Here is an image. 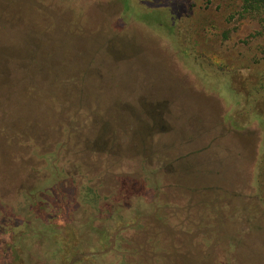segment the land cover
Returning a JSON list of instances; mask_svg holds the SVG:
<instances>
[{
	"label": "rangeland",
	"instance_id": "1",
	"mask_svg": "<svg viewBox=\"0 0 264 264\" xmlns=\"http://www.w3.org/2000/svg\"><path fill=\"white\" fill-rule=\"evenodd\" d=\"M245 1L0 0L61 41L35 64L0 46V264H174L163 222L192 264H264V6Z\"/></svg>",
	"mask_w": 264,
	"mask_h": 264
},
{
	"label": "trees",
	"instance_id": "2",
	"mask_svg": "<svg viewBox=\"0 0 264 264\" xmlns=\"http://www.w3.org/2000/svg\"><path fill=\"white\" fill-rule=\"evenodd\" d=\"M254 6H257L258 8H259V6H264V0H246L245 1V7H246L247 10H248L249 7L251 8V7H254ZM6 13L10 14V16L8 15L6 17V16H4L3 12L0 13V46L1 47H4L6 49V51H9L10 50V46L13 45V44H7L8 42L13 41V43L15 44V47L18 48V47L22 46L21 44H19L18 38L19 39L22 38L23 39L22 42L27 40V41L30 42V44L28 45L26 43L27 50H26V48H25V50H26V52L29 50V54H28L29 56L28 55H24V58H27L29 60H33L32 64H35L37 62V60L34 57L38 56L40 51H44L45 49L48 50V48H50L52 45L56 44V45H58V47H57V49L55 51V54L57 55L56 58H59V51H60V47H61V41L59 40L60 37H58L57 33H55L56 30H51L52 33L50 34V36H51V38H53L55 40L54 41H49L51 43H48L49 46L46 48L45 46L47 44L46 43L47 41L44 39V33L41 32V30L34 28V25H32L34 23H32L29 18H27L26 21H25L24 18L21 17V15H22V13H21L20 14V19L15 21L14 16L11 14V12L8 11ZM26 22H27V24H26ZM62 43H64V42L62 41ZM68 45H70V44H68ZM12 56H13V54L10 55V54H6L5 53V57L0 60V75H1V70H5V72H9L8 70L10 69V67L11 66L14 67L13 64L15 63L16 58H13ZM56 58H54V59H56ZM36 66H37V64H36ZM44 70H46V69H44ZM44 70H42V71H44ZM197 75L199 76L200 84H201L202 81L203 82L206 81L207 83H211V82H208L207 79L204 80V76L201 73H199V74L197 73ZM216 83H218V82L216 81ZM207 91L211 92L210 90L206 89V92ZM211 94H213V93L211 92ZM215 95H216L217 98L219 97L220 101H223L224 107H226L228 109L230 107L231 108L234 107V104H235L234 100L231 101V99L229 97H227L226 95H224L222 93H220V94H216L215 93ZM161 99H163V98H161ZM5 101H7V98H0V108L3 107L1 105H3L5 103ZM169 104L170 103L168 102V105ZM230 131L233 132L234 130L230 129ZM253 183H256V181L254 180ZM162 224L164 226L163 228H164V232L165 233L163 235L159 231V236H161L162 238H165V241H168V242L166 243V245L163 244V246H162L161 243H155L154 246L151 247L153 252H154V254H155V256H159L160 259L162 257L164 259H166V258H168V256H171V257L174 258L173 259L174 261H172V263H174V264H192V263H196V261H198V260L204 259V258H201V257H194L191 254V250H190L191 242L188 241L187 239H186V241L182 242L183 243V247H186V251L187 252L181 253L179 251L178 244H176V241H175L176 238H178V237L174 236L175 233H173L174 231H172V228L174 226H171V228H169L166 223L163 222ZM176 224L178 225L179 223H176ZM179 226H181V225H179ZM141 228L146 231L144 226L139 227V230ZM145 235H146V237L144 239V243L143 244H138L137 246H135V248H134L135 251H138L137 248H140V249H141V247L146 248V247H149L147 244H151L150 239L147 237V231L145 232ZM260 236L261 235L257 236L256 238H259ZM152 241L154 243L155 240H152ZM207 243L208 242L205 241V242H202L201 245H203V246L208 248L207 251H209V252H206L205 255L209 256V255H211L210 251L212 250L213 246L209 245ZM184 244H187V245H184ZM230 246H235V247H233L235 253H238V251H236L237 248L243 247V245H237V244H233V243L230 244ZM230 246H229V249H230ZM149 249H150V247H149ZM176 250H178V252H175ZM231 252H233V250H231ZM163 258H162V261L164 263V262H166V260H164ZM143 264H145V263H143Z\"/></svg>",
	"mask_w": 264,
	"mask_h": 264
}]
</instances>
